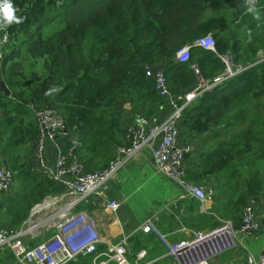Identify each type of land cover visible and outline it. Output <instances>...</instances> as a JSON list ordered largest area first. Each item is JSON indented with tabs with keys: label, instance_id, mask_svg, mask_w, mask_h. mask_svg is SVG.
<instances>
[{
	"label": "trees",
	"instance_id": "1",
	"mask_svg": "<svg viewBox=\"0 0 264 264\" xmlns=\"http://www.w3.org/2000/svg\"><path fill=\"white\" fill-rule=\"evenodd\" d=\"M13 4L22 21L7 26L10 43L0 62V149L15 178L24 183V194L2 216L9 228L23 226L35 206L56 194L55 184L21 163L23 152L31 145L35 149L39 138L34 108L59 110L87 166L106 156L118 134L125 136L123 118L110 116L122 101L130 100L134 111L146 117L158 115L164 105L146 77V65L163 67L173 93L179 94L198 84L193 66L205 80L225 71L214 52L193 47L199 39L212 35L218 53L231 52L244 64L256 63L264 50V16L257 19L248 13V0H13ZM185 46H192L191 59L181 64L176 54ZM2 82L12 92L10 97L2 93ZM53 88L56 91H50ZM181 131L202 139L205 151L204 169L189 178L215 186L221 217L234 221L251 197L264 189V61L188 109ZM111 152L112 148L107 155ZM218 227L213 221L212 229ZM70 264H95V255L80 256Z\"/></svg>",
	"mask_w": 264,
	"mask_h": 264
},
{
	"label": "built area",
	"instance_id": "2",
	"mask_svg": "<svg viewBox=\"0 0 264 264\" xmlns=\"http://www.w3.org/2000/svg\"><path fill=\"white\" fill-rule=\"evenodd\" d=\"M263 2L254 0L257 12L264 11ZM9 43L10 33L4 27L0 31V62L4 58L3 49ZM193 47L214 52L224 64V73L212 80H205L200 69L193 66L199 78L198 84L188 92L175 94L164 68L146 65V77L153 83L157 95L164 100L169 115L160 121L158 117H146L135 112L125 129V143L116 148L114 157L103 169L89 171L78 155L77 145H72L65 156L51 163L47 158L46 142L56 140L59 136H68L70 130L59 110L52 106L34 108L33 116L39 129V138L34 149L36 166L33 170L41 173L49 183L59 186L63 194L50 195L42 204L35 206L28 221L19 228L0 225V254L10 253L17 264H70L80 256L90 255H95V264L126 262L123 249L128 244L127 239L124 238L119 244L104 241L92 216L78 208L90 197L106 189L109 182L145 149L151 151L158 174L179 186L183 198L201 204L216 202L215 186L199 185L189 178L186 160L190 148L180 144L183 118L186 111L199 103L207 93L264 61V50L259 52L256 63L244 64L238 62L231 52L218 53L212 35L199 39ZM191 50L192 46L183 47L177 52L176 60L188 63ZM14 181L13 171L6 166L0 168V208ZM122 205L120 201L108 200L104 209L117 212ZM221 224L217 229L194 233L189 239L177 243L169 242L160 231L157 215L147 218L140 229L145 234H154L160 238L168 256L176 261H182L183 264H212L211 259L221 251V246L229 248L241 239L253 238L259 232L264 235V207L259 209L254 204L246 205L239 227L230 220H223ZM219 242L223 244L215 246L214 253L206 251L199 257H192L198 251ZM100 246H106L107 250L101 253ZM146 258L147 251L144 250L138 254L136 261L141 262ZM231 264H264V251L258 256L250 255L245 262Z\"/></svg>",
	"mask_w": 264,
	"mask_h": 264
},
{
	"label": "crops",
	"instance_id": "3",
	"mask_svg": "<svg viewBox=\"0 0 264 264\" xmlns=\"http://www.w3.org/2000/svg\"><path fill=\"white\" fill-rule=\"evenodd\" d=\"M261 14L264 16V11ZM134 113L131 101L124 100L110 116L123 118L126 128ZM168 115L169 111L164 103L158 115L154 117H158L161 121ZM202 141V139H191L188 133L182 131L180 144L190 148L186 160L189 174L200 172L205 167L203 162L205 151L201 146ZM124 143V136L118 134L110 142L106 156L92 160L91 164L87 166L84 163L86 168L89 171L105 168L114 157L116 148ZM77 144L78 140L74 138L71 132L68 136H59L56 140L47 141L48 160L54 163L59 157L65 156L72 145ZM31 147L23 152L21 159V163L26 164L27 171L30 172L35 171L33 169L36 166L33 145ZM111 148L112 152L107 155ZM85 160L88 162L90 158ZM4 166L8 167L4 153L0 149V168ZM213 183L210 181L208 184ZM23 186L24 183L18 177L15 178L12 189L5 197L0 209L1 226L9 228V221L2 219V216L10 203L23 198ZM52 189L56 191L55 195L63 194V190L57 185H53ZM108 200L120 201L123 205L117 212H108L104 209ZM250 204H254L259 209L264 207V189L259 196L251 197ZM78 210L87 212L92 216L104 241L119 244L124 238L127 239L128 244L123 249L127 261L123 264H183L182 261H176L173 257L168 256L167 249L160 238L154 234H145L140 229L142 223L153 215H157L158 227L171 243L187 240L194 233L214 230L212 229L213 221L218 222L220 226L223 220H230L221 217L217 201L201 204L199 201L183 198L179 186L158 174L149 149L143 150L136 159L119 172L117 177L109 182L106 189L101 191L99 195L90 197ZM242 211L234 221L230 220L234 225L241 224ZM218 244L222 245L223 243L212 244L208 246L209 248L193 254L192 257H199L206 251L214 253V248ZM100 247H105L104 251H100L101 253L107 250L106 246ZM144 250L147 251V258L141 262L136 261L138 254ZM262 251H264V235L259 232L253 238L241 239L229 248L221 246V251L215 253L211 263L245 262L250 255L258 256ZM0 264L17 263L9 253L0 254Z\"/></svg>",
	"mask_w": 264,
	"mask_h": 264
},
{
	"label": "clouds",
	"instance_id": "4",
	"mask_svg": "<svg viewBox=\"0 0 264 264\" xmlns=\"http://www.w3.org/2000/svg\"><path fill=\"white\" fill-rule=\"evenodd\" d=\"M17 9L13 4V0H0V26L7 27L12 24H19L22 21L21 17L16 15ZM247 12L259 18V13L254 6V0H248ZM50 91H56L55 88Z\"/></svg>",
	"mask_w": 264,
	"mask_h": 264
},
{
	"label": "water",
	"instance_id": "5",
	"mask_svg": "<svg viewBox=\"0 0 264 264\" xmlns=\"http://www.w3.org/2000/svg\"><path fill=\"white\" fill-rule=\"evenodd\" d=\"M1 91L4 95L8 97L12 95V92L8 89L7 85L4 82L1 83Z\"/></svg>",
	"mask_w": 264,
	"mask_h": 264
},
{
	"label": "rangeland",
	"instance_id": "6",
	"mask_svg": "<svg viewBox=\"0 0 264 264\" xmlns=\"http://www.w3.org/2000/svg\"><path fill=\"white\" fill-rule=\"evenodd\" d=\"M259 14H261V12H259ZM262 15V14H261Z\"/></svg>",
	"mask_w": 264,
	"mask_h": 264
},
{
	"label": "bare ground",
	"instance_id": "7",
	"mask_svg": "<svg viewBox=\"0 0 264 264\" xmlns=\"http://www.w3.org/2000/svg\"><path fill=\"white\" fill-rule=\"evenodd\" d=\"M182 64V63H181Z\"/></svg>",
	"mask_w": 264,
	"mask_h": 264
}]
</instances>
